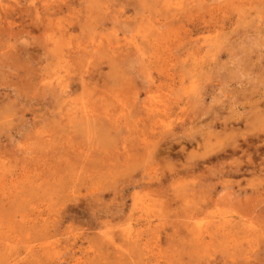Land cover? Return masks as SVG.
Returning <instances> with one entry per match:
<instances>
[{"label":"rangeland","instance_id":"1","mask_svg":"<svg viewBox=\"0 0 264 264\" xmlns=\"http://www.w3.org/2000/svg\"><path fill=\"white\" fill-rule=\"evenodd\" d=\"M263 34L264 0H0V264H264Z\"/></svg>","mask_w":264,"mask_h":264},{"label":"bare ground","instance_id":"2","mask_svg":"<svg viewBox=\"0 0 264 264\" xmlns=\"http://www.w3.org/2000/svg\"><path fill=\"white\" fill-rule=\"evenodd\" d=\"M238 31V30H237ZM236 31V32H237ZM238 34H239V32H238ZM252 35V34H251ZM264 35V34H263ZM253 36V35H252ZM257 37H255V39H256ZM251 39V38H250ZM262 39V38H261ZM252 40V39H251ZM258 41V40H257ZM259 43V42H258ZM227 45V44H226ZM93 48V47H92ZM94 49V48H93ZM256 51V50H255ZM245 52V51H244ZM260 54V53H259ZM263 54V53H262ZM250 56V55H249ZM257 56V55H256ZM264 56V55H263ZM263 56H260V57H263ZM259 60H261V59H259ZM248 61V60H247ZM253 61V60H252ZM241 62V61H240ZM239 63V62H238ZM244 63H245V61H244ZM263 64V63H262ZM245 65V64H244ZM239 66H240V63H239ZM248 66V65H247ZM250 66V65H249ZM253 66V65H252ZM264 66V65H263ZM254 68V67H253ZM64 69V68H63ZM242 70H244V69H242ZM264 70V69H263ZM245 71V70H244ZM254 71V70H253ZM247 72H248V70H247ZM256 74V73H255ZM244 76V75H243ZM259 77V76H258ZM254 79H255V77H254ZM259 80V79H258ZM251 83V82H250ZM252 84V83H251ZM257 86V85H256ZM255 86V87H256ZM262 86V85H261ZM252 88H254V87H252ZM254 91H256V90H254ZM245 92V91H244ZM66 93V92H65ZM237 93V92H236ZM252 93H253V91H252ZM240 95H242V93L240 94ZM252 95V94H251ZM262 95V94H261ZM238 98V97H237ZM244 98V97H243ZM263 99V98H262ZM245 100V99H244ZM237 104V103H236ZM238 105V104H237ZM253 108V107H252ZM243 109V108H242ZM247 110V109H246ZM249 110V109H248ZM262 113H263V111H262ZM256 114V113H255ZM229 122V121H228ZM241 122V121H240ZM92 134V133H91ZM263 147V146H262ZM88 155V154H87ZM258 171V170H257ZM94 236V235H93Z\"/></svg>","mask_w":264,"mask_h":264}]
</instances>
